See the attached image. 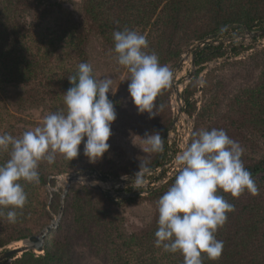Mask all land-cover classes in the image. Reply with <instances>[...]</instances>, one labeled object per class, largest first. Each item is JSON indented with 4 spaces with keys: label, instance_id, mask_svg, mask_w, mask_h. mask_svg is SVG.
<instances>
[{
    "label": "trees",
    "instance_id": "16d2710c",
    "mask_svg": "<svg viewBox=\"0 0 264 264\" xmlns=\"http://www.w3.org/2000/svg\"><path fill=\"white\" fill-rule=\"evenodd\" d=\"M65 1L0 0V134L21 136L18 130L3 125L8 115L17 120L9 113L3 94L9 88L20 89L21 104L30 108L50 105L64 97L72 87L68 77L76 74L80 63H89L88 46L93 36L116 59L113 32L134 30L146 37L145 51L155 53L160 64L172 71L193 43L228 35L232 29L258 30L264 25V0H81L78 18L66 14ZM224 47L206 46L196 54L200 68L185 90L188 113L195 117L190 143L193 134L201 129L225 130L243 148L241 159L252 175L257 193L245 189L233 197L218 191L234 205V211L227 213L226 222L215 233L224 244L221 256L212 261L202 254V264H264V51L251 57L250 64L236 75L233 86L214 81L215 71L208 73L200 104L194 99L203 65L225 57ZM242 51L239 46L231 49L236 56ZM171 93L169 83L154 101L163 125L162 134L171 122ZM8 159L9 152H0V164ZM90 167L114 177L133 172L109 174L99 169V160ZM38 172V183L20 181L27 201L23 209L16 210L15 222L7 218L9 209L0 208V249L34 235L36 222L45 208L42 189L49 183V174L41 163ZM176 176L147 198L155 202L156 209L145 227L128 232L113 209L114 205L142 198L122 199L118 203L101 195L106 208L99 210L92 197L85 205H78L83 213L74 231L66 225L65 208L61 224L47 235L44 254L25 252L1 264H75L76 245L92 248L93 255L105 264H184L181 253L165 252L155 246L157 202ZM88 191L98 197L95 189ZM64 229L74 234L59 239L57 235Z\"/></svg>",
    "mask_w": 264,
    "mask_h": 264
},
{
    "label": "clouds",
    "instance_id": "9594fccd",
    "mask_svg": "<svg viewBox=\"0 0 264 264\" xmlns=\"http://www.w3.org/2000/svg\"><path fill=\"white\" fill-rule=\"evenodd\" d=\"M113 40L118 64L130 73L128 92L138 112L156 115L154 101L169 85L172 71L160 64L155 53L145 51L148 44L144 35L129 29L116 30ZM68 80L72 87L64 93V110L48 114L40 126L20 137L0 134V152H9V159L0 164V208L9 209V222H15L16 210L23 209L27 201L20 181L38 183L42 161L52 164L57 154L72 161L80 155L83 143L84 156L94 164L110 149L112 124L117 119L109 99V93L117 91L112 89L113 80L96 79L89 63H80ZM143 139L148 146L143 151L163 152L159 131L146 133ZM242 154L240 144L223 129H201L193 134L191 143L175 157L180 171L174 183L157 202L156 247L181 253L184 264H202V254L212 261L221 256L224 244L215 233L226 222L227 213L234 211V205L218 191L233 197L245 189L257 193ZM145 171L141 162L134 178L138 185Z\"/></svg>",
    "mask_w": 264,
    "mask_h": 264
},
{
    "label": "rangeland",
    "instance_id": "374dc122",
    "mask_svg": "<svg viewBox=\"0 0 264 264\" xmlns=\"http://www.w3.org/2000/svg\"><path fill=\"white\" fill-rule=\"evenodd\" d=\"M80 4L81 0L65 1L64 8L66 14L70 17L78 18L80 13ZM224 38H232V40L215 44L213 46H225L223 50L227 52V54L225 55V57L221 58L225 60L221 63H214L215 60H213L203 65L204 68L209 66H213V68L211 70H208L207 73L204 74L201 81H199V79L197 81L198 91L196 92L194 99L198 100L199 104L202 99V91L199 92V88H203L205 86V79L208 73L215 71L212 74V79H214V81H222L227 85L230 83L231 86H233L236 75L240 73V70H242L245 65L250 64L251 57L264 51V45L261 47L257 45L258 41L264 40V36L260 37L259 39H249L245 38L242 35L238 36V32L232 29L228 32V35H224L215 39L218 40ZM234 46L243 47V51L240 55L236 56L231 52V49ZM185 52L182 54V56H185ZM88 54L89 64H91L93 68V73L95 74L96 79H103L106 77L111 78L113 80L112 89L114 92L117 90L115 94L111 92L109 93V99L115 106L117 119L112 124V135L109 139L110 149L105 153L104 157L99 160V169H102V171L109 174L125 170L130 172L133 171L131 172V174L120 176L128 178L129 176L136 174L140 170L141 162H144L145 167L148 169L153 166L154 161L158 160L160 153L143 151V149H147L148 147L144 143L143 137L146 133H153L156 131H159L161 133L163 126L162 121L159 118L157 112L154 116H150L148 113L140 114L138 112L137 107L134 105L132 98L130 97V94L128 92V85L130 81L127 79H129L130 76L128 75L127 69L118 64L116 59L104 48L97 36H93L91 38L88 46ZM176 66L173 67L172 73H174ZM191 70L192 66L190 60H187L177 74V80L179 81L180 85H182L183 83V76L189 75ZM189 83L190 82H188L184 88H181L184 97L185 90ZM171 88L172 93L170 96V103L172 110V122L174 111L176 113H178L179 111L180 102L178 99H175L172 84ZM20 92L21 90L18 88H9L6 93L3 94V98L6 102L9 113L17 117V120H14L10 115H8L7 121H3V125L5 127H10L11 130H18L17 134L19 135H22L27 130H31L37 126H40L44 118L48 114L58 110H64L66 107L64 104V97H61L50 105L39 108H30L21 104L19 100ZM185 104L186 105L183 106V108L186 107L188 113L186 100ZM184 116L183 114H181L180 116V128L178 129L176 134H171L166 139L164 152L157 166V168H159L163 163H169L165 168L163 175L176 170L178 165L175 161V157L179 152L182 151L184 140L185 142L189 141L187 129L191 130L192 134L195 117H191L189 113L188 116ZM162 135L163 134L161 133V136ZM171 151L173 152V155ZM41 164L45 167V170L49 174V183L43 186L42 189L45 208L43 210L44 212L42 213L41 218L36 222V224L38 225H36L35 227L34 234L41 233L42 231L46 230L47 226L54 223L55 219L59 216L61 207H63V213L61 215L59 225L63 220L64 210L65 208H67L66 214H64L68 218V222L66 225L73 228L76 226L77 220L79 218H82L81 214L83 213V211L80 210L78 206L79 204L85 205L87 201H90L94 198V204L96 208H98L99 210L106 208V205H104L101 196L106 195L93 186L74 182L68 189L67 194L64 193L65 180L69 176L89 170H96L101 172L98 169L90 167L92 163H90L88 158L83 154V143L80 146V155L72 161L66 160L62 155L57 154L54 163L49 164L47 163V161H42ZM147 164L149 165V167L146 166ZM157 172V170H154L151 174L144 176L142 178L143 182L141 184L138 185L135 182L132 183V186L128 188L120 187L119 191L125 193L131 192L133 191L134 185L141 188L143 187V185L151 182V180L157 176ZM97 183H99V181H97ZM152 187L153 186H149V189H151ZM88 188L95 189L97 191L95 192V194H97L98 197H94V194L92 195L88 191ZM141 192L142 196L141 194H137L136 196H131L123 199L128 200L130 198L138 197L142 198L143 200L138 202H129L122 206H118V203H121L122 199L111 198L112 200L118 202V205H114L113 209L115 211V215L119 218V222L121 221V225H123V228L128 232L137 231L150 223L156 209L155 202H151L147 199L152 192L147 193L144 188H141ZM56 200H58V203L56 202ZM75 229L76 228H74L73 231ZM73 231H65L64 229L63 232L58 233L57 236L59 239L67 235L71 237V234H74ZM16 244L17 243L12 244L11 247H15ZM24 245L25 243H19L17 245V248L23 247ZM42 254L44 253H41L40 255ZM73 254L74 258L76 259L75 264H105L99 261V259H97L93 255V249L89 248L88 246L84 247L83 245H76Z\"/></svg>",
    "mask_w": 264,
    "mask_h": 264
},
{
    "label": "water",
    "instance_id": "95a60500",
    "mask_svg": "<svg viewBox=\"0 0 264 264\" xmlns=\"http://www.w3.org/2000/svg\"><path fill=\"white\" fill-rule=\"evenodd\" d=\"M239 35H242L245 38H249V39H259L260 37L264 36V27L259 30H250L248 27H243V30L238 32V36ZM231 40L232 38H224V39L217 40L215 38L208 37V38H204L202 40H199L193 43L186 49L185 56L181 57L180 61L178 62L174 70L173 77L171 79V84L174 90L175 99L182 101V107L180 108L179 113H175L174 111L173 120L170 126L167 128V130L162 135L163 148L165 147L166 139L169 137V135L171 134L174 135L178 131L179 127L177 126V124L180 120V114L183 113L184 115L188 116L186 107L183 108V106H185L186 104H185V97H184V94L182 93L181 88L182 87L184 88L186 84L190 82L197 74L199 67L196 64V54L202 51L206 46H213L215 44H219V43H223V42H227ZM257 45L260 47L263 46L264 40L258 41ZM187 60H190L192 70L189 75L183 76L182 78L183 83L182 85H180L179 81L177 80V74L179 70L181 69V67H183V65L186 63ZM224 60L225 59L220 58L218 60H215L214 63H221ZM212 68L213 66L204 68V70L199 74V78H198L199 81H201L204 74L207 73V71L211 70ZM201 91H202V88L200 87L199 92ZM187 134H188V138L190 141L191 130L187 129ZM189 141L183 143V148L189 144ZM163 152L160 153L158 160L153 164V166L148 168L147 171H145L143 174V177H144V176L151 174L154 170L158 171L157 176L153 178L151 182H148L147 184L143 185V187H141V188H144L147 193L155 191L156 189L161 187L164 183H166L167 181L175 177V175H177L180 171V167L178 166L176 170H173L172 172L168 173L165 176V178H161L160 180H158L159 177L163 174L165 168L169 164L166 162L160 165L159 168H157ZM171 153L173 155L172 151ZM135 175L136 174L129 176L127 179H125L124 177H109L96 170H89V171L81 172V173L74 174L66 178L64 193L67 194L68 189L70 188L72 183L79 182V183L87 184L89 186H93L97 188L99 191H101L103 194L111 198L123 199V198H128L131 196L133 197V196H136L137 194L142 193L140 187H137L136 185H134L133 191L128 192V193L119 191V188L120 187L128 188L132 186L131 184L136 182L134 179ZM97 181H99V183H97ZM149 186H153V187L149 189ZM62 213H63V207H61L59 216L56 218V224L47 226L46 231L44 230L39 234L31 235L27 239L19 241V242L25 243L23 247L15 248V247H11L12 245L11 244L5 248L0 249V264L5 261L10 262L12 259H16L20 257L25 252H33L35 254L39 253L36 255H40L41 253H44L45 248H46L47 235L53 230V226H55V229L58 227L59 222L61 220Z\"/></svg>",
    "mask_w": 264,
    "mask_h": 264
},
{
    "label": "bare ground",
    "instance_id": "6f19581e",
    "mask_svg": "<svg viewBox=\"0 0 264 264\" xmlns=\"http://www.w3.org/2000/svg\"><path fill=\"white\" fill-rule=\"evenodd\" d=\"M179 102H180V108H181V106H182V101L181 100H179ZM180 108H179V111H180ZM179 111H178V113H179ZM176 113V112H175ZM183 114V113H182ZM180 116H181V114H180ZM183 116H184V114H183ZM185 117V116H184ZM180 121V120H179ZM177 126L180 128V124H179V122H178V124H177ZM184 142H185V140H184ZM56 224V219H55V222L54 223H52L51 225H55ZM47 229V228H46ZM53 229H55V226H53ZM46 231V230H45ZM19 243H23V242H18L17 244H16V246H15V248H17V245L19 244ZM27 244H28V242H27Z\"/></svg>",
    "mask_w": 264,
    "mask_h": 264
},
{
    "label": "built area",
    "instance_id": "2783aa9c",
    "mask_svg": "<svg viewBox=\"0 0 264 264\" xmlns=\"http://www.w3.org/2000/svg\"><path fill=\"white\" fill-rule=\"evenodd\" d=\"M167 174H168V173H167ZM167 174H166V175H167ZM166 175H163V174H162V175L159 177L158 180H160L161 178H165ZM167 182H168V181H167ZM167 182H166V183H167ZM164 184H165V183H164ZM164 184H163V185H164Z\"/></svg>",
    "mask_w": 264,
    "mask_h": 264
}]
</instances>
